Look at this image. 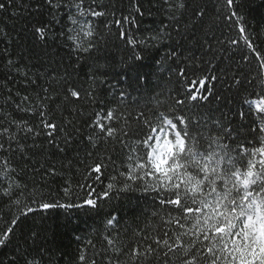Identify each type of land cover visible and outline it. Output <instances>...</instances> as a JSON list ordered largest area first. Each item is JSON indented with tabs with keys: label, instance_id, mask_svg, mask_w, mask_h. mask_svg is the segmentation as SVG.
<instances>
[{
	"label": "snow or ice",
	"instance_id": "snow-or-ice-1",
	"mask_svg": "<svg viewBox=\"0 0 264 264\" xmlns=\"http://www.w3.org/2000/svg\"><path fill=\"white\" fill-rule=\"evenodd\" d=\"M12 2L9 0V3ZM44 2L50 18L34 23L33 36L44 43L63 40L70 49V56L74 53L77 61L85 54L92 57L98 50L95 43L98 33L93 22L109 15V5L104 0ZM132 4L129 15L110 20L104 27L111 33V26L115 25L118 39L133 50L140 49V52H134L136 61L143 58L142 52L172 40V33L168 29L174 28L176 36H182L195 27L184 20L188 9L186 0H163L171 23L157 28L151 35L138 38L129 34L124 27L136 23L133 12L141 13L136 0H132ZM225 4L230 8L233 0H225ZM61 8L74 11H68L67 21L57 33L52 28L62 23L56 15ZM0 11H7L3 2H0ZM202 15V11L192 10L193 17ZM238 32L239 39L230 40V44L239 45L243 41L246 49L255 53L258 62L255 76L250 80L258 91L249 93L255 98L245 97L241 101L247 107L238 113L241 120H249L248 133L243 137L236 128H229L221 121L209 124L198 113H185L184 107L189 102L195 108V102L207 101L212 96L219 99L214 91L215 84L208 87L210 81H218L219 78L209 75L208 68L196 66L198 59L203 63L202 58L193 55L182 59L177 55L176 47H172L156 63L158 66L167 63V68L163 70L171 73L177 83L186 79L191 72L196 79L189 83L202 86L199 94L192 88L186 89L183 95L178 91L169 113L153 108L145 115L144 109H141L135 117V128L130 123L131 113L126 114L119 105L108 107L106 115L98 111L89 113L78 123L77 118L84 117L79 109L85 107L79 103L80 100L88 98L92 102L95 93L89 90L82 95V88L70 79L67 68L64 74H46L47 86L34 87V95H21L17 91L13 96L9 92V106L14 104L15 108L0 115V201L6 199L11 209L13 206L20 207L21 197H25L24 207L27 211L21 210L19 215L5 221V226L0 229V248L11 243L21 217L34 211L28 206V201L45 210L51 207L96 208L98 201L111 198L110 193L128 191L136 186L145 193L154 192V203L161 208L171 206L166 212L168 218L160 217L166 227L162 234L155 237L144 234L142 239L145 242L135 245L129 252L116 248L114 241L108 239L107 245L114 256L126 255L131 264H153V261L161 258L163 264H264V55L256 52L246 28L240 26ZM98 59L90 76L93 81L96 70L104 67ZM241 59L248 61L249 65L252 63L246 54H242ZM8 64L12 66L13 62L9 60ZM22 75L28 85H37L36 80ZM141 79L147 82L143 77H139L137 82ZM232 80L237 85L241 83L235 76ZM120 96V103H123L124 93L121 92ZM96 104L102 107L99 101ZM21 113L24 115H17ZM84 129L87 132L81 139H86L92 149L113 143L119 144L121 150H127L128 154L127 162H121L119 167L112 156L107 161L103 158L98 162L93 160L84 165L83 182L77 181L75 186L71 180L65 182L62 188L64 198L71 201L75 196L82 203L54 205L45 202L42 196L38 198V189L29 191L27 184L20 182L24 171L22 166L45 152L49 155L66 153L69 146L76 143L75 137L81 135ZM233 132L237 133L235 137ZM94 155V151L89 152V158ZM108 164L113 166V174L107 176V183L98 192L96 184L103 182V173ZM71 166L72 161H69L68 167ZM41 171L56 175L52 165L47 169L41 165ZM152 215L156 217L159 213L154 211ZM107 223L111 225L113 221L109 219ZM36 235L33 234V244ZM24 242L27 244V240ZM28 257L29 249L25 247L21 252L18 247L17 254L8 264H20L21 260L23 264H42V253L40 259ZM78 259L83 264L86 259L83 252ZM115 264H119L118 259Z\"/></svg>",
	"mask_w": 264,
	"mask_h": 264
},
{
	"label": "trees",
	"instance_id": "trees-1",
	"mask_svg": "<svg viewBox=\"0 0 264 264\" xmlns=\"http://www.w3.org/2000/svg\"><path fill=\"white\" fill-rule=\"evenodd\" d=\"M0 2H3L7 9L0 11V115L12 112L15 108L14 104L9 106L7 99L9 92L13 96L17 91H20L21 95L26 93L34 95V87L47 86L46 74L55 75L56 72L64 74L67 68L71 74L70 79L82 88V95L89 90L95 93V100L92 102H89L88 98L80 100L79 103L85 107L79 109L84 113V117H78V123L89 113L98 111L106 115L108 107L115 108L119 105L126 114L131 113L130 123L135 128V117L141 109H144L145 115L153 108L159 112L169 113L178 91L183 95L186 89L192 88L199 94L202 86L189 83L196 79L191 72L186 79L177 83L171 73L163 70L167 68V63L159 66L156 63L166 56L172 47H176L177 55L182 59L193 55L202 58L203 63L198 59L196 66L208 68L209 75H216L219 78L218 81L208 83L209 88L215 84L214 91L219 99L212 96L207 101L195 102V108L192 102H189L184 107L185 113L187 115L198 113L200 118L207 120L209 124L212 121H221L229 128H236L241 137L247 135L249 120H241L238 113L247 107L242 105L241 101L245 97L255 98L249 96V93L258 91L255 83H250L255 76L254 70L258 62L255 53L248 51L243 41L239 45H232L230 40L239 39L238 28L242 26L246 28V34L255 45L256 52L264 55V0H233L230 8L226 6L225 0H186L188 9L184 20L195 27L182 36H176L174 28L168 29L173 39L165 41L157 48L142 52L143 58L139 61L134 59V52H140L139 48L133 50L123 40L118 39L115 25L111 26V33L104 27L110 20L129 15L133 9L132 0H104V3L109 5V15L93 22L98 33L95 39L98 50L92 57L85 54L79 61L74 53L70 56V49L63 40H49L44 43L33 36L34 23L50 18L44 0ZM136 3L141 8V13L133 12L136 23L131 27L127 24L124 26L129 34L141 38L171 23L163 0H136ZM193 9L202 11L203 15L193 17ZM68 11L74 9L61 8L56 13L62 23L54 25L53 31L60 32L63 23L67 21ZM185 36L188 38H183ZM242 54L248 56L251 65L241 59ZM97 57L98 62L104 67L96 70V79L93 81L90 76ZM9 60L13 62L12 66H9ZM22 73L36 80L37 85H28ZM234 76L240 79L239 85L232 80ZM139 77L146 78L147 82L141 79L138 83ZM121 92L124 93L123 103H120ZM96 101H99L102 107H98ZM145 105L148 107L145 108ZM56 115L59 117L60 114ZM86 132L87 129H84L81 135L75 137L76 143L70 145L66 153L49 155L45 152L42 156L33 157L28 165L22 166L24 171L20 182L27 184L29 191L38 189V198L42 196L45 202L54 205L82 203L75 196L71 201L64 198L62 188L65 182L71 180L73 186L77 181L83 182L84 165L92 163L93 160L98 162L103 158L107 161L109 156H112L119 167L121 162H127L128 154L127 150H121L119 144L113 143L92 149L86 139H81ZM236 135L237 133L233 132V137ZM90 151L95 152L91 158ZM69 161H72L71 168L68 167ZM41 165L45 169L50 165L54 166L56 175L41 171ZM34 169L35 172H39L38 175ZM111 174L113 166L108 164L103 173V182L96 184L98 192L103 189L107 183V176ZM110 197L98 201L99 206L96 208L51 207L45 210L28 201V206L34 211L26 217H21L11 243L0 248V261L8 264V261L17 254L18 247L21 252L27 247L28 258L35 256L40 259L42 253V264H81L78 259L81 252L86 256L83 264H92L93 261L95 264H115L117 259L119 264H131L126 255L114 256L112 249L107 245V240L112 239L116 248L129 252L135 245L145 242L142 239L144 234L149 237L162 234L166 226L160 217L163 216L166 220L168 218L166 212L171 206L161 208L154 203L156 199L154 192L145 193L136 186L128 191L112 192ZM25 199L21 197V206H13L11 209L7 206L6 199L0 201V229H3L5 221H10L13 215H19L21 210L27 211L24 207ZM154 211L159 215L154 217L152 215ZM109 219L113 221L111 225L107 223ZM34 233L38 234L35 237V244L32 242ZM20 264H23L22 260ZM153 264H163V258L153 261Z\"/></svg>",
	"mask_w": 264,
	"mask_h": 264
}]
</instances>
